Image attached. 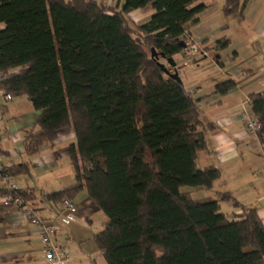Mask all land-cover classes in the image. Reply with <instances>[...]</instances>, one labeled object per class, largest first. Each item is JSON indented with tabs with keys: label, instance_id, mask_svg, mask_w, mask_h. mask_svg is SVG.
I'll return each mask as SVG.
<instances>
[{
	"label": "trees",
	"instance_id": "obj_1",
	"mask_svg": "<svg viewBox=\"0 0 264 264\" xmlns=\"http://www.w3.org/2000/svg\"><path fill=\"white\" fill-rule=\"evenodd\" d=\"M197 1L0 0V72L22 70L0 89L25 93L41 111L39 133L26 134L29 155L74 129L67 153L77 185L46 198L59 203L86 189L108 217L95 235L108 264H264V223L255 208L239 204L243 217L230 218L221 211L230 195L195 199L183 190L212 189L221 177L218 167L197 163L212 125L183 82L159 65L183 53L180 42L205 9ZM248 1L225 0V16L242 17ZM149 4L155 13L148 21L129 20ZM236 86L227 80L215 93ZM249 101L264 146V91ZM4 194L34 200L23 189Z\"/></svg>",
	"mask_w": 264,
	"mask_h": 264
},
{
	"label": "crops",
	"instance_id": "obj_2",
	"mask_svg": "<svg viewBox=\"0 0 264 264\" xmlns=\"http://www.w3.org/2000/svg\"><path fill=\"white\" fill-rule=\"evenodd\" d=\"M224 3L225 0H198L194 4H204L205 9L188 31L204 44L205 55L191 60L182 52L173 56L183 84L198 100L202 119L212 125L206 131L207 147L198 153V166H216L221 171L212 189L191 188L190 192L203 191L206 196L198 199L228 194L231 199L221 202V211L228 217V213H232L231 218L243 215L240 204L255 208L264 223V146L257 135L248 132L242 118L244 106L251 110L246 104L249 95L264 91V0H249L242 17L225 16ZM154 13L149 4L127 16L131 22L141 24ZM3 27L0 25V29ZM222 38L229 40L225 49L216 46ZM21 71L14 70L6 76ZM170 71L175 68L170 67ZM227 80L235 81L236 88L225 95L215 93L217 84ZM6 94L0 89V161L9 169L21 164L26 169L0 178V264H46L40 227L32 224L27 203L45 223L57 226L55 240L71 254V264H108L95 241L108 217L86 189L71 199L77 211L67 225L60 223L62 202L46 198L77 185L67 153L69 145L77 141L74 129L61 130L55 141L46 142L37 153L29 155L26 134L39 133L41 111L34 108L25 93H11V100L5 98ZM9 181L33 193L34 200L22 206L7 205L4 191L9 189Z\"/></svg>",
	"mask_w": 264,
	"mask_h": 264
},
{
	"label": "built area",
	"instance_id": "obj_3",
	"mask_svg": "<svg viewBox=\"0 0 264 264\" xmlns=\"http://www.w3.org/2000/svg\"><path fill=\"white\" fill-rule=\"evenodd\" d=\"M186 47L183 50V54L186 58L192 59L196 56H204L205 48L204 44L196 41L192 36L188 37L185 41ZM6 77V73L0 72V82ZM5 98L7 100L12 99V94L7 93ZM250 104V101L246 103ZM242 118L246 125V128L250 134L257 135V132L261 128V122L258 117H256L253 112L247 109L246 106L243 108ZM7 167L0 161V178L6 179L8 175L6 174ZM9 190L16 191L18 190V186L13 181L7 182ZM5 203L7 205L13 204L22 206L25 204L24 201L18 200L15 198L13 194H8L5 196ZM63 210L62 215L60 217V223L62 225L69 224L75 218V213L77 211V207L74 202L65 198L62 201ZM27 208V212L30 215V219L32 224L40 227L41 231V240L43 243V252L45 255L46 264H71V254L65 250L60 244L55 240V234L57 232V226L53 224L45 223L39 216L36 214V211L33 207L28 206V203L25 204Z\"/></svg>",
	"mask_w": 264,
	"mask_h": 264
},
{
	"label": "water",
	"instance_id": "obj_4",
	"mask_svg": "<svg viewBox=\"0 0 264 264\" xmlns=\"http://www.w3.org/2000/svg\"><path fill=\"white\" fill-rule=\"evenodd\" d=\"M180 45L183 47V48H185L186 47V43H185V41H181L180 42ZM152 56L154 57L155 56V51L153 50V54H152ZM167 62H168V64L171 66V67H174L175 68V71L174 72H170L169 70H168V68L166 67V65L165 64H162V63H159V65L165 70V72L167 73V74H169L172 78H174V79H176V80H178L179 82H182V80H181V78H180V76H179V72H178V70H177V63L175 62V60L173 59V58H169L168 60H167Z\"/></svg>",
	"mask_w": 264,
	"mask_h": 264
},
{
	"label": "rangeland",
	"instance_id": "obj_5",
	"mask_svg": "<svg viewBox=\"0 0 264 264\" xmlns=\"http://www.w3.org/2000/svg\"><path fill=\"white\" fill-rule=\"evenodd\" d=\"M162 62H164V63H166V65H168V63L164 60H162ZM184 191H190L191 190V188L190 187H184V189H183ZM205 195V193L203 192V191H199V190H197V191H194L193 193H192V196H193V198H195V199H198V197H202V196H204ZM206 196V195H205ZM225 206H231L232 207V205H228V204H225ZM257 207V206H256ZM228 215H229V217L231 218L232 217V213H228ZM243 216L241 215V216H239V218H242Z\"/></svg>",
	"mask_w": 264,
	"mask_h": 264
}]
</instances>
